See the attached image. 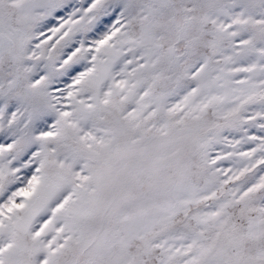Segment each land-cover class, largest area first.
Segmentation results:
<instances>
[{
    "label": "snow or ice",
    "instance_id": "snow-or-ice-1",
    "mask_svg": "<svg viewBox=\"0 0 264 264\" xmlns=\"http://www.w3.org/2000/svg\"><path fill=\"white\" fill-rule=\"evenodd\" d=\"M0 264H264V0H0Z\"/></svg>",
    "mask_w": 264,
    "mask_h": 264
}]
</instances>
